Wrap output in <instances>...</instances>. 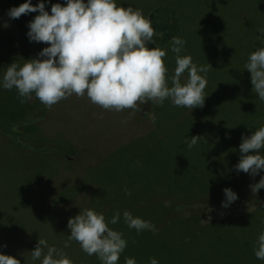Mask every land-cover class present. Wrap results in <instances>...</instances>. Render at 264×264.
Here are the masks:
<instances>
[{
    "label": "rangeland",
    "instance_id": "374dc122",
    "mask_svg": "<svg viewBox=\"0 0 264 264\" xmlns=\"http://www.w3.org/2000/svg\"><path fill=\"white\" fill-rule=\"evenodd\" d=\"M23 2L24 0H0V78L9 64L15 62L22 65L24 60L37 57L43 47L47 46L44 43L30 42L26 35L28 22L38 13L22 14L18 19H10L7 16L10 7L19 6ZM31 2L36 4L39 0ZM57 2L63 5L65 0H45L46 10L50 12L51 4ZM158 2L173 6L183 17L184 26H188L192 31L193 39L191 43L187 41L182 55H190L193 62L198 65L210 64L205 95L227 92L233 83L241 81L242 71L235 77L230 75L232 69L230 47L233 49L234 60L239 61L241 67V60L248 51L247 45L238 42L233 36L231 46L224 32L220 34L221 38L214 35L215 27L223 26L218 25L215 20L216 12L222 13L226 21L228 7L221 6L222 10L216 11L217 7L214 5L216 0H121L123 6L139 9L143 14L152 9L149 7L151 3L155 5ZM251 4L258 12L257 0H253ZM233 7L240 8V3ZM259 11L264 14V0L259 2ZM242 20L243 15H240L236 24L243 22ZM5 23L7 27L3 26ZM149 47L154 46L149 44ZM160 48L166 51L163 60L168 69L167 75L170 77L176 66L175 54L172 53L171 46ZM240 70L239 68L238 71ZM186 76L187 73L185 78ZM39 103L34 94L32 99L21 103L15 88L12 90L0 88V120L2 117L24 114ZM152 104L151 102L138 104L136 111L124 109L117 112L105 110L91 103L86 95L77 97L73 94L51 108L46 107V114L39 124L40 135L44 138L61 137L71 142L77 149L67 151L65 158L60 157L52 162L48 156H41L37 150H28L20 143L13 144L0 135V252L16 257L20 264H40L39 260L32 261L30 251L35 248L38 239L43 238L49 245L63 251L74 262L72 264H101L97 256L88 259L89 256L82 251L76 241L68 240L70 230L67 222L70 217L77 215L80 209L93 208L96 201L91 199L100 191L99 187H103L107 192H113L116 197L111 204L121 216L115 230L122 232L123 238L127 241V247L120 254L118 264H125L126 258H134L137 264H147L150 257L156 258L158 264H264L263 260H257L253 252L254 241L264 228L262 221L254 220L253 224L243 226L242 240L241 235L237 233L233 235L229 224L221 228L225 233L219 235L217 240L214 237L216 227L208 231L205 238L195 237L187 229L183 230L184 233L176 231L175 234L166 230V220L176 214L186 218L190 215L189 210L197 212V215L222 218L229 212L231 206L227 209L221 207L212 212L214 209H211V206L215 202H210L211 198L216 200L220 196L225 199L222 193H215L207 200L192 203L180 195L171 198L168 194H159L152 198L148 195L149 191L145 190L149 173L152 174L149 168L147 175L143 172L140 178H130V172L136 168V164L120 155L114 156L113 160L110 159L111 163L104 167L102 160L133 139L135 140L131 142L133 144L127 152V157L134 156V160L138 159V163L140 161L142 164L149 161L150 155H147V150L141 152L140 158L137 157L139 151L137 146L139 141L142 142L140 148L146 146L153 130L150 110ZM168 105L171 106L164 111V116L169 118L165 119L177 117L175 122H181L185 127H196V124L204 123L201 118L203 110L200 107L191 111L188 108L175 107L170 101ZM139 136L141 137L138 138ZM163 156L165 160H169L173 153L165 151ZM161 165L166 170L165 164ZM97 168H100L99 173ZM86 178L91 181L87 188L83 187L78 191L73 189V194H69V197H61L68 188ZM94 178L102 185L95 183ZM96 184L99 185L98 188ZM244 190L243 193H238V199L231 204L234 210V204H239L237 211H234L235 214L249 213L254 210L255 204L264 205V190L257 198L254 194L247 193L251 191L250 188ZM146 194L148 196L145 199L143 197ZM97 203L96 208H93L96 211L105 213L109 210L105 202ZM167 206H173V212L166 214V217H160L152 230L137 232L135 229H129L123 221V212L128 210L137 212V215L132 213L133 216L153 222L152 218H158L160 212L164 211L160 207ZM189 227L191 228L190 225ZM226 233L231 238L233 236L237 237L236 239L240 238L242 244L245 242L243 250L240 252L232 250L228 246L231 238H227ZM66 241L69 246L65 248Z\"/></svg>",
    "mask_w": 264,
    "mask_h": 264
},
{
    "label": "clouds",
    "instance_id": "9594fccd",
    "mask_svg": "<svg viewBox=\"0 0 264 264\" xmlns=\"http://www.w3.org/2000/svg\"><path fill=\"white\" fill-rule=\"evenodd\" d=\"M29 13H38L27 25L29 41L47 46L22 65L9 64L0 78V88H15L21 103L32 99L34 94L51 108L75 94L77 97L86 95L91 103L117 112L136 111L138 104L147 102L159 107L165 100L191 111L203 106L210 64L198 65L190 55H182L186 42L173 37L171 51L175 54L176 66L169 77L163 60L166 51L155 44L151 21L141 10L125 7L121 0H65L63 5L51 4L50 12L46 10L45 0L36 4L24 0L7 10L10 19ZM258 32L261 46L249 54L245 69L250 72L252 92L264 101V28ZM150 43L155 46L149 47ZM152 120L155 123V117ZM202 141V137L192 136L186 139L187 147L192 149ZM239 151L236 172L255 178L264 170V123L251 135L242 134ZM250 189L252 193L264 189V176L251 184ZM223 192L222 207L228 208L238 196L228 187ZM120 216L116 212L106 220L105 215L95 209H80L68 219V240L76 241L87 255H96L101 264H118L127 241L122 232L110 225L117 224ZM123 221L137 232L154 227L128 210L123 212ZM68 246L66 241L64 247ZM30 252L32 261L39 260L40 264H72L63 251L43 238L38 239ZM253 252L258 260H264V228L254 241ZM0 264H20V261L0 252ZM125 264L137 262L126 258ZM147 264H158V260L150 257Z\"/></svg>",
    "mask_w": 264,
    "mask_h": 264
},
{
    "label": "trees",
    "instance_id": "16d2710c",
    "mask_svg": "<svg viewBox=\"0 0 264 264\" xmlns=\"http://www.w3.org/2000/svg\"><path fill=\"white\" fill-rule=\"evenodd\" d=\"M252 1L216 0L214 2L215 8L217 7L216 11H221V6L229 8L226 21L223 19L222 13L216 12L215 14L214 18L217 20L218 25H223L222 27H215L214 35L216 38H221L220 34L224 32L230 41V45L233 46L234 36L238 42L247 45L248 51L246 56L241 60V68L239 61L234 60L233 49L230 47L232 65L230 75L232 74L235 77L242 71L240 76L241 81L237 84L233 83L227 92L206 95L204 104L200 107L203 110L201 118H203L204 123L196 124V127H185L181 122H175L177 117L171 119L172 121L165 119L169 118V116H164V111L171 106L168 105L169 100H165L163 105L159 107L152 104L150 108L152 113L151 118L155 117V123L152 120L153 130L149 135L148 144L146 143V146L140 148L139 145H142V142L139 141L137 146L139 150L137 151V157L140 158L141 152L147 150V155H150L149 161L142 164L140 161L138 163V159L134 160V156L127 157V152L133 144L131 142L135 140L133 139V141L120 146L107 158L102 160L103 164H105L104 167L111 163L110 159L113 160L114 156L120 155V157L127 158L134 162L133 164H136V168L130 172V178H140L143 172L144 175L149 173L147 168L151 170L152 174L149 173L150 177L147 179L148 185L145 188V190L149 191V196L155 198L159 194H168L172 198L180 195L181 198L186 199V201L188 199V202L191 203L198 200H207L215 193H222L224 196L223 189L226 187L231 188L237 195L239 192L241 194L245 191L244 188H250L251 184L257 183L261 176H264V170H261L255 178L242 171L237 173L235 170V165L239 162L241 156L239 145L242 142V134L249 136L261 123H264V101L259 100L256 94L252 92L250 72L245 69L249 54L261 46L258 39L260 36L258 30L264 28V14H261L259 11L260 0H257L258 12L252 7ZM238 2L240 3V8L233 7ZM150 5L149 7L152 9L144 15L151 21L154 29L153 40L157 46L170 47L173 37L182 38L186 42L185 44H187V41L191 43L193 39L192 31L188 26H184L183 17L173 6L159 2L155 5H152V3ZM209 8L207 5V9ZM240 15H243V22L236 24ZM206 33H204L205 36H207ZM214 41L216 40L214 39ZM151 45L155 46L154 44ZM239 68L241 69L240 71H238ZM46 111V106L40 102L24 114L16 117L12 115L2 117L3 119L0 120V135L7 138L13 144L20 143L28 150H37L41 156H48L51 162L60 157L65 158L67 151L77 150L71 142L58 136L44 138L40 135L39 124L45 116ZM192 136H200L203 138V141L199 142L192 149H189L186 139H190ZM165 151L173 153V157L165 160L163 156ZM162 163L165 164L166 170L161 165ZM97 170V173H99L100 168H97ZM89 181L86 178L81 183L68 188V191L71 193L66 191L63 196L67 192L68 194L61 197H69V194H73V189L74 191H78L83 187L87 188L90 184ZM93 181L102 185L96 178ZM99 185L96 184V188ZM99 188L100 191L91 200L96 201L93 208H96L95 205L98 201V203L105 202L104 204L109 206V210L103 213L107 220L117 212L111 204L112 200L116 199V197L113 192H107L103 187ZM263 190L260 189L257 193L246 191L247 193L254 194L257 198ZM141 194L144 195L143 193ZM148 195L146 194L143 198L146 199ZM222 198L220 196L216 200L210 199L211 203L215 202L212 206L210 205L211 209H214L212 212L222 207V201L224 200ZM237 205L239 204H234L235 210ZM207 206L205 207L207 208ZM230 206L231 209L222 218H212L206 215L203 216L202 214L197 215V212L193 210H189L190 215L186 216V218L180 217L181 214H176V216L166 220L165 228L172 231V233L176 231L184 233L183 230L187 229L193 236L205 238V234L208 231L210 232L213 227H216L214 229V237L217 240L219 235H224L225 233V230H221V228L229 224L233 235L236 233L239 236L241 235L240 238L242 240L244 234L242 231L243 226L253 224L254 220L257 222L264 221V205L259 206L255 204L254 210L249 213L242 212L240 214H235L234 207ZM160 209H164V211L160 212L158 218H152L153 220L151 221L154 223L150 222L154 225L153 228L156 227L160 217H166L173 212V206L160 207ZM130 212L137 215L135 211ZM219 220L222 221L217 222ZM222 223L227 224L224 225ZM110 227L115 230L116 224L110 225ZM226 237L231 238L229 234ZM236 238L233 236L228 246L232 250L240 252V250H243L245 242L242 244L240 238ZM94 256L96 255H91L88 259ZM77 263L82 262L79 261Z\"/></svg>",
    "mask_w": 264,
    "mask_h": 264
}]
</instances>
